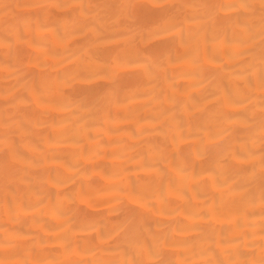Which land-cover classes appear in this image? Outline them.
<instances>
[{
    "label": "bare ground",
    "instance_id": "1",
    "mask_svg": "<svg viewBox=\"0 0 264 264\" xmlns=\"http://www.w3.org/2000/svg\"><path fill=\"white\" fill-rule=\"evenodd\" d=\"M0 264H264V0H0Z\"/></svg>",
    "mask_w": 264,
    "mask_h": 264
}]
</instances>
